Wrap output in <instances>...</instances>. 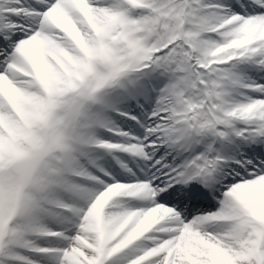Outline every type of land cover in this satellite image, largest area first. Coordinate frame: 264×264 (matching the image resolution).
<instances>
[{"label":"snow or ice","instance_id":"obj_1","mask_svg":"<svg viewBox=\"0 0 264 264\" xmlns=\"http://www.w3.org/2000/svg\"><path fill=\"white\" fill-rule=\"evenodd\" d=\"M0 264H264V0H0Z\"/></svg>","mask_w":264,"mask_h":264}]
</instances>
